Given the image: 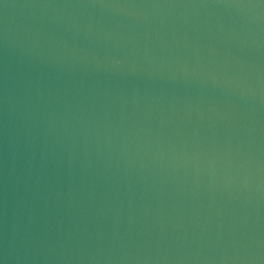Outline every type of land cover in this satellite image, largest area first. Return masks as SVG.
<instances>
[{"label": "water", "instance_id": "water-1", "mask_svg": "<svg viewBox=\"0 0 264 264\" xmlns=\"http://www.w3.org/2000/svg\"><path fill=\"white\" fill-rule=\"evenodd\" d=\"M0 264H264V0H0Z\"/></svg>", "mask_w": 264, "mask_h": 264}]
</instances>
